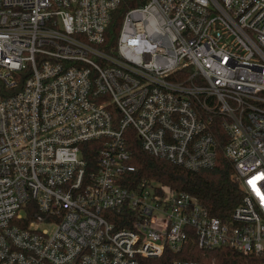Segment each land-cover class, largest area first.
Segmentation results:
<instances>
[{
    "label": "built area",
    "instance_id": "2783aa9c",
    "mask_svg": "<svg viewBox=\"0 0 264 264\" xmlns=\"http://www.w3.org/2000/svg\"><path fill=\"white\" fill-rule=\"evenodd\" d=\"M121 2L0 0V264H264V0H147L113 41ZM129 129L190 171L222 152L242 201L138 177Z\"/></svg>",
    "mask_w": 264,
    "mask_h": 264
},
{
    "label": "trees",
    "instance_id": "16d2710c",
    "mask_svg": "<svg viewBox=\"0 0 264 264\" xmlns=\"http://www.w3.org/2000/svg\"><path fill=\"white\" fill-rule=\"evenodd\" d=\"M146 2L147 0H122L109 26L113 41L116 39L125 12L134 7L144 6ZM129 132L131 163L137 167L138 177L154 179L178 191L188 192L195 196L212 216L222 219H227L242 201L243 192L234 178V165L222 152H219L214 168L190 171L148 154L143 150L134 131L129 129ZM229 262L231 261L228 260L227 263ZM218 263H221L220 260ZM225 263L222 261V264Z\"/></svg>",
    "mask_w": 264,
    "mask_h": 264
}]
</instances>
